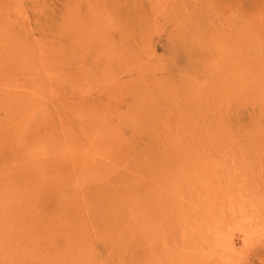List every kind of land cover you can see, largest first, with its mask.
Segmentation results:
<instances>
[{"label": "rangeland", "instance_id": "1", "mask_svg": "<svg viewBox=\"0 0 264 264\" xmlns=\"http://www.w3.org/2000/svg\"><path fill=\"white\" fill-rule=\"evenodd\" d=\"M0 264H264V0H0Z\"/></svg>", "mask_w": 264, "mask_h": 264}, {"label": "bare ground", "instance_id": "2", "mask_svg": "<svg viewBox=\"0 0 264 264\" xmlns=\"http://www.w3.org/2000/svg\"><path fill=\"white\" fill-rule=\"evenodd\" d=\"M237 217V216H236ZM227 253L229 256H231V254L233 253V251L235 250V247H229V249H227Z\"/></svg>", "mask_w": 264, "mask_h": 264}]
</instances>
